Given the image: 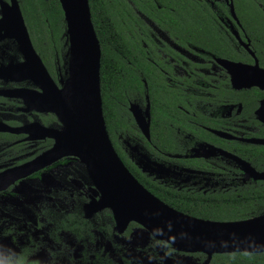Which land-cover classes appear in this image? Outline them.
I'll list each match as a JSON object with an SVG mask.
<instances>
[{
    "label": "flooded vegetation",
    "instance_id": "1",
    "mask_svg": "<svg viewBox=\"0 0 264 264\" xmlns=\"http://www.w3.org/2000/svg\"><path fill=\"white\" fill-rule=\"evenodd\" d=\"M14 1L29 38L22 0ZM121 1L133 17L129 36L139 65L134 84L121 83L114 99L121 155L115 153L146 191L173 210L236 221L217 219L223 206L217 199L264 188V179L252 177L264 172V80L236 83L237 64L244 66V79L264 74V0ZM10 3L0 0V264H93L95 256L111 264V242L122 247L134 228L203 264L204 254L176 251L133 220L117 230L111 210L97 207L101 193L76 157L40 160L54 142L47 132L61 125L40 105V73L25 71L12 26L2 22ZM120 60L130 65L124 55ZM59 62L52 60L51 73L45 68L57 89L65 80ZM116 73L126 75L122 68ZM211 209L220 210L214 215ZM120 247L118 264L125 255Z\"/></svg>",
    "mask_w": 264,
    "mask_h": 264
},
{
    "label": "water",
    "instance_id": "2",
    "mask_svg": "<svg viewBox=\"0 0 264 264\" xmlns=\"http://www.w3.org/2000/svg\"><path fill=\"white\" fill-rule=\"evenodd\" d=\"M57 1L63 16L67 44L65 75L74 78L71 100L60 96V88L57 89L52 83L35 54L14 0L6 6L2 18L4 25L12 26V33L25 59V71L29 74L40 73L44 90V94L40 95V105L53 112L61 125L60 133L47 132L46 135L51 136L54 142L40 156V160L70 155L83 163L101 193L97 207L111 210L117 230L133 220L176 251L204 254L203 264H208L212 254L264 252V221L252 225H240V222L231 225L228 221H210L183 215L156 199L129 173L110 143L102 117L100 51L87 0ZM242 66L237 64V87L258 84L264 80V74H254L252 78L244 79ZM253 68H257L256 65ZM65 92L62 94H69V91ZM263 109L264 99L259 110ZM140 128L147 137V125ZM259 142L264 144V140ZM235 159L242 168L253 171L246 162ZM252 177L264 179V172L254 173Z\"/></svg>",
    "mask_w": 264,
    "mask_h": 264
},
{
    "label": "trees",
    "instance_id": "3",
    "mask_svg": "<svg viewBox=\"0 0 264 264\" xmlns=\"http://www.w3.org/2000/svg\"><path fill=\"white\" fill-rule=\"evenodd\" d=\"M87 3L90 21L100 51L99 93L102 117L108 138L119 155L120 152L114 142L118 124L117 104L114 99L119 96L121 83L127 87L134 84L133 68L139 65L133 38L131 39L129 36H133L134 33L133 17L126 4L121 0H87ZM174 3L183 7L182 1H174ZM244 5L245 2L237 1L236 7L243 8ZM21 10L31 46L40 57L44 68L51 73L52 60H55L56 57L59 61L65 36L59 3L57 0H22ZM120 55H124L130 65H124L120 60ZM141 63L143 66V62ZM119 68H122L126 73L122 79L116 73V69ZM144 71L147 73L146 65H144ZM120 157L122 158V156ZM217 200H220V205H223L220 207L221 210L211 209L209 211L210 214L215 215L220 210L217 219L250 218L258 212L264 211V207L261 205L264 202V188L243 190L231 196L222 195ZM223 208L230 209V212H222ZM223 215H227V217H222ZM195 255L200 258L204 256L201 253ZM209 264H264V252L212 254Z\"/></svg>",
    "mask_w": 264,
    "mask_h": 264
},
{
    "label": "rangeland",
    "instance_id": "4",
    "mask_svg": "<svg viewBox=\"0 0 264 264\" xmlns=\"http://www.w3.org/2000/svg\"><path fill=\"white\" fill-rule=\"evenodd\" d=\"M65 49L66 46L63 45L58 65L60 77L63 80L65 79L64 76H66ZM122 239V247L116 242H111V245L114 248V251H111L112 254L109 257L110 260L111 258L114 260L111 261V264H118L116 258V249L118 247L122 248L125 254L120 259L122 264H202L194 257L172 251L169 246L152 239L140 228L132 229L129 235ZM105 263H101L97 256L93 258V264Z\"/></svg>",
    "mask_w": 264,
    "mask_h": 264
},
{
    "label": "bare ground",
    "instance_id": "5",
    "mask_svg": "<svg viewBox=\"0 0 264 264\" xmlns=\"http://www.w3.org/2000/svg\"><path fill=\"white\" fill-rule=\"evenodd\" d=\"M70 70H71V61H70ZM70 82V86H64V84H66V83H69ZM73 85H74V78L73 77H69V78H65V80L64 81H62V86L60 87V96L62 97V98H64L65 96L68 98V100H71L72 99V97H73V91H74V87H73ZM64 91H69L68 93L69 94H67V95H64V94H62V92H64ZM65 92V93H66ZM60 133V130L58 131H55L54 133ZM261 221H264V214H262V216H256V217H252V218H248V219H245V220H238V221H235V223H234V221H229V223L228 224H231V225H237L238 223H236V222H240L239 224L240 225H252V224H255L256 222H261Z\"/></svg>",
    "mask_w": 264,
    "mask_h": 264
}]
</instances>
